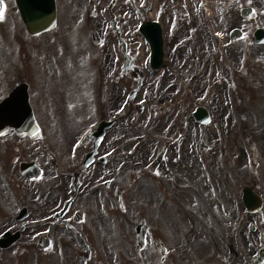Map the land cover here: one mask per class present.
<instances>
[{
    "label": "flooded vegetation",
    "instance_id": "1",
    "mask_svg": "<svg viewBox=\"0 0 264 264\" xmlns=\"http://www.w3.org/2000/svg\"><path fill=\"white\" fill-rule=\"evenodd\" d=\"M121 1L127 0L92 3V16L86 18L89 31H98L100 43H89L85 52L90 57L78 61L73 60L70 29L63 25L65 34L50 41L46 36L59 25L38 35L23 25L16 34L0 36V102L20 89L19 97L0 110L7 129L0 135V264H189L190 258H197L195 264H245V252L237 251L232 239L247 237L245 225L252 222L247 241L249 253L255 254V233L259 238L258 229L260 235L264 232V137L259 145L245 143L250 118L264 126V110L249 113L245 106V74L252 72L251 66L264 71V0H247L245 5L252 7L248 16L240 12L237 25L214 29L212 9L202 8L209 0L207 4L145 0V7L130 0L122 7L124 17L115 11ZM159 2H181L184 7L178 15L185 28L182 41H178L182 29H170L175 57L167 52L164 12L152 13ZM129 15L133 21L137 15L141 22L159 20L165 37L162 68L150 69L153 76L146 79V91L134 98L126 88L133 86L140 72V60L133 52L135 28L111 25L113 19L119 24ZM66 16L60 15L58 24ZM190 22L203 23L210 40L187 41ZM76 66L88 67L91 73L75 76ZM187 69L194 74L193 88L186 89ZM21 96L29 106L20 105ZM126 103L129 110L122 114ZM139 103L146 109L147 131L163 135L161 143L159 139L146 143L141 133L135 129L131 133L128 127L123 135L124 120L133 118L131 126L139 128L142 118L135 113ZM89 107L96 114L90 119L87 114L78 131ZM27 110L33 119L21 115ZM102 122L109 125L98 141L95 130ZM237 125L242 137L236 141L257 152L251 177L245 172V149L234 152L232 130ZM90 128L94 131L84 139ZM166 142L165 154L157 162ZM236 156L240 157L236 166L242 169L238 186L230 164ZM203 168L206 172L213 168L206 192L195 185ZM125 175L134 178L130 187L122 183ZM138 177L148 178L147 184L137 182ZM244 187L261 198L260 213L241 211ZM178 222L194 226L182 234L221 240L226 250L169 249L167 234L178 233ZM140 230L144 239L139 246ZM246 264L255 261L250 258Z\"/></svg>",
    "mask_w": 264,
    "mask_h": 264
},
{
    "label": "rangeland",
    "instance_id": "2",
    "mask_svg": "<svg viewBox=\"0 0 264 264\" xmlns=\"http://www.w3.org/2000/svg\"><path fill=\"white\" fill-rule=\"evenodd\" d=\"M5 1V9L3 11V15L0 17V36L5 37L7 33L16 32L22 27V24L20 22L19 14L17 13V7L16 3L14 0H4ZM59 5L61 7V16H66L65 20H63L61 23H59V27L52 32L51 35L46 36V40L50 41L53 36L60 37L62 34H65V30H63L65 27L70 29L71 37H72V47H73V60H79L81 57V54L85 52L88 47L86 46V31L88 32V27L87 25L83 22V16H84V8H83V2L86 0H58ZM108 0H106L107 2ZM137 1H143V0H137ZM251 1V0H250ZM263 2V0H261ZM130 0L127 1H121L119 2L116 7L115 11L117 14L120 15V17H124V12L122 10L123 5H129ZM247 2V0H209L208 8L212 9V16H213V23L211 22V25L214 29L215 25L221 26L220 24L224 25L225 27H232L238 24L237 18L241 16L240 14V9L241 6L244 5ZM184 9L183 5L181 2H159L157 4V7L152 10V13H154V16H161V14L164 12L165 14V21H166V27L165 31L167 32V39H168V44H167V52L168 56H170V53L173 57H175V52L177 51V47L175 46L176 43H173L172 41L173 36L170 34V29L172 32H178L179 28L182 29V31L178 32L179 40L182 41L183 33L185 32V28H182V24L180 23L178 19L179 13ZM66 11H68L66 13ZM80 13V15H79ZM118 15V17H119ZM79 17V18H78ZM235 18V19H234ZM133 16L129 15L127 18H125L124 22L121 21L120 25L122 27H127L129 28H135L137 26V20H132ZM65 22V23H64ZM64 26V28L62 27ZM188 29L191 31V37H187V41H200V40H210V37L208 36L207 32L203 28V23L200 24H193V23H187ZM136 30V28H135ZM133 43H137V48L133 50L134 54L138 59L142 60L148 57V52L147 48L145 45V42L142 39V36L139 37L138 33L136 31L133 32ZM186 52H189V50H186ZM171 57V56H170ZM180 57V56H179ZM246 65V64H245ZM141 69L144 71L146 75V79L152 77L153 75H149L150 68H149V63H144L142 62L141 64ZM180 67V64H177L175 66L176 69ZM247 67V66H246ZM189 68V67H187ZM252 72L245 74V106H247L249 113H252V111H256L257 108L260 110H264V71H261L259 67L254 68L251 66ZM74 75L75 76H84L88 75L91 73L88 67H83V66H76L74 67ZM149 72V73H148ZM194 74L192 70L187 69L186 70V77H185V88L187 89L188 87L192 86L191 82V76ZM262 81V82H261ZM130 84V83H129ZM135 82L133 83V85ZM130 88V87H129ZM76 89H81V88H76ZM147 89V82L144 83V88H143V94ZM190 98L186 97L185 100H189ZM81 106V105H80ZM128 106L123 109V112L127 111ZM239 109V107H238ZM88 113H85L83 115L84 121L83 123L78 127V131L81 130V128H84V123L86 121V116L88 115L87 118H92V114L94 109L89 107L87 108ZM254 117L255 115H251ZM138 117V116H137ZM133 118H129L127 120L122 121V133L123 135L126 134V131L129 128L130 132H133V129H135L136 133L140 135L143 138H145V142H150L151 140L157 141L158 139L160 140L159 143H161L164 140L163 135H158L155 136L152 132H148L147 130V123H146V117L143 113V118L142 120L137 124L139 128H136L135 126H131L133 123ZM249 119H247L248 121ZM247 121L245 122V126H247ZM250 127L249 129L245 127V143L250 144L251 142L256 143L259 145V138L264 137V126L260 125V122L258 120L251 119L249 120ZM255 123V124H254ZM254 126H259V128H254ZM149 133V134H146ZM133 136V135H132ZM170 136V135H169ZM227 137V136H225ZM242 137V128L237 125L235 129L232 130V138L234 140L235 144V153H241V149H245V153H247V157H245V172L248 174V176H252V161H251V150L249 149L248 144H243L240 146L241 142L236 141L237 139ZM131 142H133V138L129 139ZM158 140V141H159ZM136 148L134 149V151ZM127 153V152H126ZM135 153V152H134ZM144 155V154H143ZM142 155V156H143ZM237 158H240L239 156L234 157L231 161L230 164L234 165V168L231 172L232 179L234 181L235 186L239 184V181L241 179V172L242 169L241 167L236 166ZM220 162V158L218 157V160L216 161V171L220 172V168H218ZM212 169L209 168L210 172L204 171L205 168H203L202 175L199 179H197L195 185H198V189L201 192H206L207 191V177L212 175ZM146 175V174H145ZM144 175V176H145ZM133 177L131 175H125L122 176V183L125 185H129L133 183ZM253 179V177H252ZM209 180L211 181L210 177ZM137 182L142 183L143 185L147 184L148 178L146 177H141L137 179ZM133 186V185H132ZM131 189V188H130ZM130 189L126 191L125 195L128 197L130 194ZM139 190V189H137ZM235 196H237V189H233ZM201 215L202 213H206V210L200 211ZM123 214L121 218L124 216ZM132 214L130 213L129 216ZM205 214L202 215L204 217ZM254 222L257 224V217L254 218ZM181 223L178 226L175 227V229L178 231V233H174L172 230H170L168 235V240L165 241L166 245L169 247V249H187V250H210V249H221V250H226V247L224 245V242L221 240H214L212 239H207V238H199L198 237H193L189 236L186 234H182L183 230L185 229H191L194 226L189 225L188 222ZM252 222L248 223L245 225V237L244 239L241 237L240 239H232L234 243V248L239 251L244 253L245 252V264L248 262V260L252 257L255 256L254 253L250 254L249 253V244L251 243L248 240V237L251 238L250 236V227H251ZM197 227V226H196ZM204 225H202V230H204ZM152 228H154V224L152 225ZM230 233H233L231 229H229ZM210 233V232H208ZM258 236L257 238V233H255V245L256 250L258 247L261 245V239H260V231L258 229ZM231 241V240H230ZM227 241V245H229V242ZM217 242V243H216ZM193 262H190L189 264H195L197 261V258H190Z\"/></svg>",
    "mask_w": 264,
    "mask_h": 264
},
{
    "label": "water",
    "instance_id": "3",
    "mask_svg": "<svg viewBox=\"0 0 264 264\" xmlns=\"http://www.w3.org/2000/svg\"><path fill=\"white\" fill-rule=\"evenodd\" d=\"M22 12V16L32 32L51 28L56 22V3L55 0H17ZM0 0V12L2 10ZM245 11V8L243 9ZM147 34V31L144 30ZM148 35V34H147ZM157 59L161 58V41L157 40L153 45ZM3 129V120L0 118V132Z\"/></svg>",
    "mask_w": 264,
    "mask_h": 264
}]
</instances>
